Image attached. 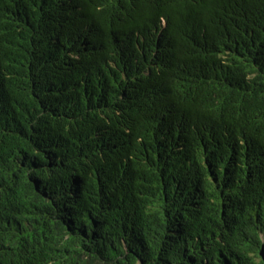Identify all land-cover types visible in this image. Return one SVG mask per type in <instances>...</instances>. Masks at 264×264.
<instances>
[{"label":"trees","instance_id":"trees-1","mask_svg":"<svg viewBox=\"0 0 264 264\" xmlns=\"http://www.w3.org/2000/svg\"><path fill=\"white\" fill-rule=\"evenodd\" d=\"M0 264H264V0H0Z\"/></svg>","mask_w":264,"mask_h":264}]
</instances>
